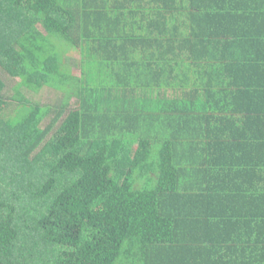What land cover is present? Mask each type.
Instances as JSON below:
<instances>
[{
	"label": "trees",
	"instance_id": "16d2710c",
	"mask_svg": "<svg viewBox=\"0 0 264 264\" xmlns=\"http://www.w3.org/2000/svg\"><path fill=\"white\" fill-rule=\"evenodd\" d=\"M262 26L264 0H0V264H264V101L223 58Z\"/></svg>",
	"mask_w": 264,
	"mask_h": 264
},
{
	"label": "crops",
	"instance_id": "0c3cea01",
	"mask_svg": "<svg viewBox=\"0 0 264 264\" xmlns=\"http://www.w3.org/2000/svg\"><path fill=\"white\" fill-rule=\"evenodd\" d=\"M259 16L261 17L262 15ZM261 22L263 21L256 20V21L247 22V24H251V25L254 24L255 26H257ZM256 34H254L256 37L253 39L255 43L253 42V44L251 45V47L254 48H249L247 51L244 52L241 51L238 53V55H234V54L232 55V53H226L223 56V58L238 59L237 71L241 72L242 74L243 73L253 74V77L249 76L245 80L246 84H244L245 86L243 87V90H247L248 87L251 88L252 92L254 93V97L244 98L242 99V101L244 103L260 104L262 103V100L264 101V26L258 28ZM230 63L231 62H229L228 64L231 66L234 65ZM223 65H227V61L224 62ZM256 78H259V80H256ZM240 81L244 82V79H240ZM254 81L255 82L257 81L261 84H250V83H254Z\"/></svg>",
	"mask_w": 264,
	"mask_h": 264
},
{
	"label": "rangeland",
	"instance_id": "374dc122",
	"mask_svg": "<svg viewBox=\"0 0 264 264\" xmlns=\"http://www.w3.org/2000/svg\"><path fill=\"white\" fill-rule=\"evenodd\" d=\"M74 59H79V51H73ZM73 72L75 73L76 76L80 75V70L77 67L73 68ZM18 80H13L10 77L7 78V85L9 87V93L13 94L14 91L12 90L13 86L17 84ZM25 91V90H24ZM26 96L30 99V101L35 102V103H40V104H52L55 103V101H58L59 98H57L55 92L53 90H50L48 88H45L42 90L40 93L35 94L29 91H25Z\"/></svg>",
	"mask_w": 264,
	"mask_h": 264
}]
</instances>
